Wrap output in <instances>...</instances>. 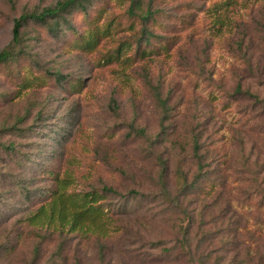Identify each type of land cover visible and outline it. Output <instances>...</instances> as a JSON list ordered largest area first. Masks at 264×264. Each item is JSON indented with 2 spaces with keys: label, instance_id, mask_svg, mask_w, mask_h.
Segmentation results:
<instances>
[{
  "label": "rangeland",
  "instance_id": "rangeland-1",
  "mask_svg": "<svg viewBox=\"0 0 264 264\" xmlns=\"http://www.w3.org/2000/svg\"><path fill=\"white\" fill-rule=\"evenodd\" d=\"M57 1L0 0V50L11 42L16 19ZM149 1L140 0L145 8ZM154 1L169 26L163 35L176 41L169 57L132 62L127 55L135 48L126 45L119 61L105 62L103 53L112 44L140 37L141 22L127 12L128 2L110 13L122 16L126 28L91 54L67 49L72 33L57 37L32 20L22 29L30 49L22 63L33 58L49 70L80 77V91L55 82L23 87L0 65V264H27L38 244L37 264H165L158 259L162 251L153 249L156 241L166 239L169 246L182 236L184 210L172 200L160 205L151 196L138 202L127 228L107 240L65 236L62 242L54 235L41 242L33 228L19 223L36 200H27L23 189H48L52 182L45 171L53 169L71 170L77 191L107 184L126 195L149 194L160 187L166 169L176 194L182 177L197 172L195 139L207 168L228 179L226 197L247 225L239 235L261 240L264 253V0L248 7L239 0L229 11L211 9L224 0ZM220 16L223 27L212 22ZM74 23L82 29L79 16ZM224 204L204 209L190 198L186 209L196 220L206 216L216 224ZM19 239L20 248L8 256L3 247Z\"/></svg>",
  "mask_w": 264,
  "mask_h": 264
},
{
  "label": "trees",
  "instance_id": "trees-1",
  "mask_svg": "<svg viewBox=\"0 0 264 264\" xmlns=\"http://www.w3.org/2000/svg\"><path fill=\"white\" fill-rule=\"evenodd\" d=\"M260 1L244 0L243 4L248 7ZM128 2L127 12L141 22L140 37L134 41L135 43L122 41L117 45L112 44L103 53L105 62L108 64L119 61L126 45L135 48L134 55H127L128 60L132 62L160 56L169 57L176 41L169 42V38L163 35L168 33L169 26L159 19L162 18L164 10L153 8L154 0H150L146 8L142 6L140 0H58L40 11L25 13L15 20L12 40L0 50V65L6 73L17 78L23 87L31 83L34 86L37 84L35 87H45L55 82L60 86L69 87L73 92L80 91L85 84L84 79L80 77L64 75L58 70H49L33 58H30L31 63H22V60L30 56L29 45L24 43L22 29L25 28L28 20H32L57 37H61L64 33H72L71 41L66 45L67 49L91 54L100 49L106 38H114L121 28L123 30L126 28L123 27L122 16L118 14L110 16V13L113 6L120 8ZM239 2V0H224L223 3H218L211 9L217 11V9L226 8L229 11L230 7ZM77 16L81 19L82 29L77 28L74 23ZM224 21V17L220 16L212 22L213 25L223 27ZM242 92L239 84L237 93ZM142 132L143 130H139V133ZM201 151V145L195 139L193 152L198 164L197 172L192 179L181 176L182 184L176 194L169 188L166 169L160 176L161 183L157 191L148 194L131 190L127 195L107 184L77 191L74 188L76 181L71 170L61 173L47 169L45 174L52 182L48 189L37 193L31 191L29 185L23 189L28 194L27 200L31 198L36 200L25 211L24 219L19 221L20 224H26L21 225V228H33L35 236L41 238V242L53 240L51 238L54 235L62 237V242H65V236H79L83 240L91 238L107 240L127 228L126 220L137 212L134 207H137L138 202L152 196L153 200L160 201V205L170 199L184 210L179 227L181 238L171 241L169 246H166L168 244L166 239H160L154 245L153 249L162 251L158 257L162 259L161 262L165 264H264L261 240L244 241L239 235L241 231L247 230V225L242 224L237 209L226 197L229 185L227 177L220 172L208 169L209 161L204 158ZM207 172L213 177L207 176ZM211 195H214L213 201L206 203V199ZM190 198H198V202L204 203V209L219 205L226 200V204L219 209L221 212L218 216L221 221L213 224V221L206 216L200 221L196 220L186 209ZM253 231L257 233V230ZM20 244L19 239L4 246L2 250L8 256L13 255L20 248ZM63 246L62 243L58 257H62ZM99 247L103 252L106 245L100 243ZM40 250L38 244L34 249L32 260L27 264H37Z\"/></svg>",
  "mask_w": 264,
  "mask_h": 264
}]
</instances>
